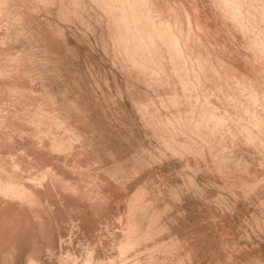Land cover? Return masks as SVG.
<instances>
[{
	"label": "rangeland",
	"instance_id": "obj_1",
	"mask_svg": "<svg viewBox=\"0 0 264 264\" xmlns=\"http://www.w3.org/2000/svg\"><path fill=\"white\" fill-rule=\"evenodd\" d=\"M0 264H264V0H0Z\"/></svg>",
	"mask_w": 264,
	"mask_h": 264
},
{
	"label": "bare ground",
	"instance_id": "obj_2",
	"mask_svg": "<svg viewBox=\"0 0 264 264\" xmlns=\"http://www.w3.org/2000/svg\"><path fill=\"white\" fill-rule=\"evenodd\" d=\"M220 120V119H219Z\"/></svg>",
	"mask_w": 264,
	"mask_h": 264
}]
</instances>
